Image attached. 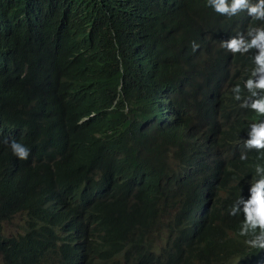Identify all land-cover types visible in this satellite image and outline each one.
Here are the masks:
<instances>
[{
	"label": "clouds",
	"instance_id": "9594fccd",
	"mask_svg": "<svg viewBox=\"0 0 264 264\" xmlns=\"http://www.w3.org/2000/svg\"><path fill=\"white\" fill-rule=\"evenodd\" d=\"M207 3L227 23L215 17L220 34L204 50L187 43L178 82L166 55L177 49L179 0H101L94 18L86 0H0L10 67L0 146L12 171L41 179L27 202L53 210L63 195L93 191L100 210L123 160L149 151L182 185L141 223L152 264H264V0ZM77 152L84 175L67 182ZM23 217L0 226V264H30L37 252ZM61 217L53 235L74 250L63 264H112L75 250L94 241L97 219L79 230Z\"/></svg>",
	"mask_w": 264,
	"mask_h": 264
},
{
	"label": "trees",
	"instance_id": "16d2710c",
	"mask_svg": "<svg viewBox=\"0 0 264 264\" xmlns=\"http://www.w3.org/2000/svg\"><path fill=\"white\" fill-rule=\"evenodd\" d=\"M86 1L94 18L98 15L101 0ZM215 17L207 0H179L173 22L177 49L166 55L170 62L167 65L169 79L179 82L184 74L181 64L190 58L189 41L194 43L196 49L204 50L220 34L218 22L226 25L227 20L217 17L218 21ZM5 36V31L0 32V75L10 72L8 45L3 40ZM113 120L118 121V118L113 117ZM90 141L96 146L103 145L102 139ZM3 153L0 146V226L15 212H25L26 219L23 217L22 221L30 226L33 251H37L32 253L30 264H63V260L74 254L71 245L65 243L67 240L54 236L52 232V225L62 219L66 210L79 230L86 223L98 220L99 228L94 241L91 243L85 238L83 246L75 247L79 255L110 259L112 264H119L121 257L124 264H152L141 223L153 208L154 216L161 215V211L182 188L178 175L169 169L164 160L149 151L130 154L123 160L113 179L105 184V198L100 203V210L94 202L98 195L93 191L82 193L78 199L71 194L69 197L63 195L59 207L44 210L25 198L42 191L41 179L28 169L29 176L12 171L5 163ZM84 159L85 154L81 152L67 157L64 173L67 182L83 178Z\"/></svg>",
	"mask_w": 264,
	"mask_h": 264
},
{
	"label": "rangeland",
	"instance_id": "374dc122",
	"mask_svg": "<svg viewBox=\"0 0 264 264\" xmlns=\"http://www.w3.org/2000/svg\"><path fill=\"white\" fill-rule=\"evenodd\" d=\"M3 230H4V233L7 235H9L12 232V230L9 228L8 225H6V227Z\"/></svg>",
	"mask_w": 264,
	"mask_h": 264
}]
</instances>
